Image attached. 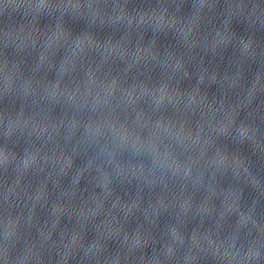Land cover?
I'll list each match as a JSON object with an SVG mask.
<instances>
[{
	"label": "clouds",
	"instance_id": "1",
	"mask_svg": "<svg viewBox=\"0 0 264 264\" xmlns=\"http://www.w3.org/2000/svg\"><path fill=\"white\" fill-rule=\"evenodd\" d=\"M68 6L80 9L84 5L76 0ZM87 7L92 10L91 3ZM213 7L214 4L211 0H199L195 5L196 11L186 23L177 16L170 15L167 8H162L158 12L153 10L151 16L145 14L136 22L143 24L151 21L158 29L176 28L183 38L185 46L191 51L198 43L195 33L203 19L204 9L211 10ZM238 7L242 10L243 6L238 5ZM93 15L99 16V13L94 11ZM116 19L123 20L125 16L121 13ZM133 23L134 19L128 18L129 26ZM233 35L227 25L224 31H217L211 42L212 51L215 52L221 45L230 44ZM68 39L69 34L63 29H58L49 37L48 49L51 50L60 41L66 42ZM208 46V42L205 41V47ZM240 46L241 55L234 72L221 74L219 71L209 72L207 68H203L198 80V85H204L206 78L209 85L219 81L227 90L237 93L235 101L230 102L227 92L221 99H209L208 93L202 91L199 86L191 91H182L178 85L173 86L177 74L182 73L184 77L189 75L185 68L184 57L167 53L161 59L160 52L155 47V41L148 47L138 43L133 47L127 38L114 43L112 40H98L91 33H85L72 40L71 55L64 58L59 67L60 79L43 89L45 98L56 100L58 97H64L77 113L90 110L93 113L99 112V114L95 118L87 119H78L74 115L70 119L61 120L58 124L43 126V132H47L51 128L56 135H60L62 129L65 130L64 149H53L50 153L43 154L39 150L26 153L17 165L20 175L17 177L14 187L8 190L5 201L7 202L13 195L18 197L20 193L16 189H20V192L33 201L27 217L30 224L34 216L35 205L41 201L47 202L50 198L47 181L52 179L53 175L57 177L53 182L54 188H59V177H66L70 171H73L71 195L74 196L76 186L80 183L84 173L95 171L98 174L97 186L102 189L105 199H107L112 194L110 185L113 172L118 177L127 175L139 177L149 186L159 183L165 187H167L169 179L168 174L171 173L172 177H179L186 183H191L194 188H204L208 193L203 202L195 205L198 214H212L215 211V205L212 203L213 198L221 196L223 197L221 219L229 213L239 212L237 191L231 189L225 191L212 182L205 184L204 174L199 170L202 160L214 166L217 172L231 169L236 181H241L243 177L246 184L264 196V185L249 171L248 157L243 151L229 153L216 147V142L220 137H231L241 145L251 144L254 153L256 150L264 153V143L257 139L258 127L254 122H249L252 105L258 95L261 97V104L264 105V51L257 53L254 48V40L251 38L241 39ZM88 51H100L103 64H107L113 57L121 60L130 57L129 70L142 61L151 60L165 69L167 79L158 85L140 81L125 87L118 77L101 79L97 75L100 67H97L96 69H87L86 79L82 85L75 88L62 87L61 82L64 77L75 72ZM258 55L261 58L260 65L253 72L251 64L248 62L249 60L255 62ZM45 64L51 66L48 51L39 57L38 67ZM0 74L4 76L5 91L12 88L16 81V70L7 69V65H5L0 68ZM20 87L25 96L35 95L31 81L23 82ZM145 99L151 101L150 114L137 112L131 123L127 119L122 120L117 114V109L121 107L125 110L131 108L135 111L138 102ZM169 106L176 110L180 116L179 119L163 115ZM100 109L106 111H99ZM24 123L27 124L29 121H24ZM34 127L41 128L38 124ZM81 128H83V133L77 135ZM144 129H150L146 139L143 136ZM102 138L105 139L103 145L100 143ZM173 146L185 150L193 148L198 150V154L191 161L182 162L175 155ZM128 148L132 150L131 156L141 159L139 165H132L130 162L126 165L121 159H118V154ZM213 149V154L209 157L208 153ZM145 153L150 157L147 166L143 162ZM15 159L16 157L11 153L0 150V165H6ZM77 159L81 160V166H76ZM35 169L40 172H45L46 169L48 171L41 185L34 193L29 194L22 187V179L26 173ZM239 192L242 195V189ZM61 194L67 195V193ZM159 203L161 207L167 206L163 200ZM134 206L136 205L134 204ZM193 207L194 203L191 197L180 200V208L185 214L192 211ZM102 208L103 204L98 202L96 211L99 212ZM63 210L62 204L55 203L53 205L54 213H60ZM91 214L95 215V213ZM21 219V216H13L9 213L5 223L6 239L15 235ZM249 219L248 215L240 213V224H247ZM171 234L174 241L183 242V237L176 228L171 230ZM205 238L207 239V237ZM168 253L169 255L174 254V249L170 247Z\"/></svg>",
	"mask_w": 264,
	"mask_h": 264
}]
</instances>
